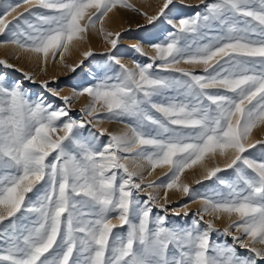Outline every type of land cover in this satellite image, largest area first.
Segmentation results:
<instances>
[{"label":"snow or ice","instance_id":"snow-or-ice-1","mask_svg":"<svg viewBox=\"0 0 264 264\" xmlns=\"http://www.w3.org/2000/svg\"><path fill=\"white\" fill-rule=\"evenodd\" d=\"M176 8L161 0L149 15L128 0H0V47L35 57L41 71L58 57L84 76L71 96L47 79L33 92L25 81L36 76L0 59L22 73L10 80L0 71V264H264V139H251L264 125V0H200L190 16ZM119 9L157 29L142 42L153 55L132 45L147 57L132 67L112 52L122 33L104 25ZM98 25L106 59L86 65L89 49L66 64ZM80 97L88 103L78 117ZM194 166L203 192L180 182ZM164 167L165 179L145 184V170ZM149 188L163 197L141 200ZM173 189L188 197L180 220L168 216L181 217L168 207Z\"/></svg>","mask_w":264,"mask_h":264},{"label":"rangeland","instance_id":"rangeland-1","mask_svg":"<svg viewBox=\"0 0 264 264\" xmlns=\"http://www.w3.org/2000/svg\"><path fill=\"white\" fill-rule=\"evenodd\" d=\"M139 1V2H138ZM6 2L16 3L19 0H6ZM129 3L134 5L136 8L141 9L143 12H147L149 15L155 14L157 11V6L161 3V0H128ZM138 2V3H137ZM174 3L177 5V8L174 9V13L178 16H190L197 9L196 5L200 4V0H174ZM18 12L23 11V7L17 10ZM114 13L118 17V22L116 27L112 29H107V31L116 32L120 31L122 33V39L118 41L117 49L112 50V52L121 60L122 63L127 64L129 67L133 66V60L138 59L144 61L147 57L137 54L132 45L141 43L144 51L148 53V56L153 55L154 53L151 50V47L147 43H142L143 41H147L149 39H154L157 34V29L153 28V26L148 25L145 17L143 15L137 14L129 9H119L114 10ZM16 13H12L11 16H8V19L11 20L12 16H15ZM174 22H178V19H174ZM137 25H141V28H137ZM171 30V26H169ZM88 37L91 38V42L88 47L85 48L84 51H80L79 55L75 56V58H69L65 55V63L66 64H75L79 60L83 59L82 53L92 50L93 56L89 57L87 61H85L86 65H98V62L102 59H106V54L108 53L111 46L105 41L104 36L99 32H95L92 29H89ZM19 54V59L16 58V55ZM0 59H7L9 63L16 65L17 68L23 69L25 72L33 73L36 76L37 83L36 84H28L25 81V84L33 91V92H43L44 89L41 88L39 81L41 80H49V86L53 88H57L60 91L61 96L72 95V85H78L84 79L83 73L80 70H77L76 73L71 72L67 67L60 64L57 61H53L51 57L49 58V63L47 65L46 71H41V65L38 62H34L29 58V56L25 55V53L19 52V50L9 47H0ZM79 59V60H78ZM182 67L190 68V65H181ZM0 71H6L10 80H16L22 78V73L16 71L15 69H3L0 66ZM87 71V69H85ZM90 78V77H89ZM50 95V94H49ZM56 103H60L59 98H56ZM88 103L86 97H80L79 99H74L72 102V112L76 116H81L79 109L82 108L85 104ZM100 127L107 128L110 132H120L125 130L122 124L116 122H108L104 121ZM252 140L256 139H264V125L258 127L253 130V134L251 137ZM216 163L223 166V159H218ZM150 169L145 170L144 172V182L147 184L149 181H157L165 179V174L168 173V168H157L152 175L149 176L147 172ZM202 173V169L199 166H194L193 169L185 170L184 174L181 175L180 182L188 183L194 188L200 189V191H204L205 188H201L200 185H196L194 181L200 178ZM231 174V170H227L224 173H220L221 176H227ZM139 182V181H137ZM211 181H205V187L211 184ZM165 189L163 188H149L145 192L140 193V199H146L147 193L151 192L153 195L158 197H163ZM169 208H175L177 211L181 212V217H175L172 212L168 213V216L172 220H180L183 217V209L179 207L180 204L188 202V197L184 196L182 192H177L175 189L169 190ZM158 203H163L162 199L157 201ZM179 202V203H177ZM200 207L199 201L196 203L189 202V218L191 215L195 213ZM159 211V209H157ZM206 219H211V217H206ZM227 218L221 219L216 222V227L218 229H223L227 226ZM216 234H214L215 236ZM238 235V234H237ZM222 239L227 240L228 243H232L231 237H222ZM238 251L241 253H246L245 249H242L237 245Z\"/></svg>","mask_w":264,"mask_h":264},{"label":"bare ground","instance_id":"bare-ground-1","mask_svg":"<svg viewBox=\"0 0 264 264\" xmlns=\"http://www.w3.org/2000/svg\"><path fill=\"white\" fill-rule=\"evenodd\" d=\"M147 1H149V0H147ZM117 22H118V17L114 13H110L109 16L105 18V22H104L105 28L113 30L116 27ZM98 28H99V25L97 26V29L93 30V31L99 32ZM91 40L92 39L87 36V38L82 42H78V43L74 42L75 46L71 48L70 53H66L67 55L66 54L65 55L68 56L70 59L75 58V56L79 55L80 51H84L85 48L88 47ZM25 55H27V54H25ZM27 56H29V55H27ZM29 58H31L32 61L37 62L35 57L29 56Z\"/></svg>","mask_w":264,"mask_h":264}]
</instances>
